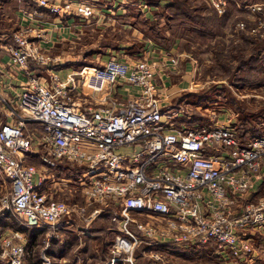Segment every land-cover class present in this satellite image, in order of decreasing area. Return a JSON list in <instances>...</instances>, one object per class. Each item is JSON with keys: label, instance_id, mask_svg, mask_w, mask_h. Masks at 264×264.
<instances>
[{"label": "built area", "instance_id": "2783aa9c", "mask_svg": "<svg viewBox=\"0 0 264 264\" xmlns=\"http://www.w3.org/2000/svg\"><path fill=\"white\" fill-rule=\"evenodd\" d=\"M27 2L40 8L27 11L33 18L43 11L81 20L97 13L93 0ZM205 2L218 15L230 2L249 9L251 24L238 20L235 31L264 38V1ZM36 27L14 29L5 48L11 64L26 68L29 61L59 59L41 47L44 35ZM166 64L111 56L66 75L47 70V85L28 71L18 91L0 93V173L9 182L0 212L9 210L19 226L47 227L48 239L61 222L88 224L107 210L116 231L105 264L132 262L143 242H213L225 255L247 254L242 233L264 226V135L243 138L234 126L179 122V110L159 99V67ZM122 86L135 91L120 93ZM68 185L81 202L53 195ZM25 255L22 230L0 234L3 264H23ZM148 257L172 264L155 249ZM50 263L41 255L40 264Z\"/></svg>", "mask_w": 264, "mask_h": 264}, {"label": "rangeland", "instance_id": "374dc122", "mask_svg": "<svg viewBox=\"0 0 264 264\" xmlns=\"http://www.w3.org/2000/svg\"><path fill=\"white\" fill-rule=\"evenodd\" d=\"M13 1L7 2L12 9L17 8L19 3L18 7H22V0ZM131 1L133 0H113L111 3L105 0L94 1L97 13L86 20L73 16L72 21L67 23L62 19L59 23L57 20L53 22L51 17L38 18L41 22L46 19V22L38 24L48 28L45 31L49 37L41 42V47L51 57L59 59L52 64H36L35 74L42 76L41 74H47V70H52L66 75L71 71H79L84 65L101 64L111 56L121 59L162 57L168 68L165 65L159 67L162 74L159 78V99L174 110H179V122L185 125L238 126L241 134L247 138L264 135V40H260L261 44L256 49L233 47L244 36H250L245 32L235 31V24L238 20H244L250 25V17L253 15L251 11L242 7L234 9L230 2L225 10L226 12L229 8L226 13L228 15L220 17L222 14L215 15L205 0H162L161 3L148 0V4L144 0L134 2L136 4H130ZM118 2H125L130 7L127 12L131 14L113 15L116 13L110 11L109 19L105 17L107 11L103 8ZM172 2L179 3L185 10L187 5H192L193 7L189 6L192 13L179 9L175 18L171 7H168ZM163 4L166 5L162 6ZM26 6L32 10H40L34 4ZM154 6L157 9L154 8L153 11L150 8ZM139 9L143 10V15L139 14ZM207 11L211 13V16L208 14L209 19L205 17ZM169 14L172 15L168 19ZM9 16L10 27H15L14 15ZM1 25L3 27L2 22ZM169 37L175 40L171 48L166 47L170 45ZM147 38L151 41L147 48L150 43L153 44L149 55L142 48ZM157 46L161 47V51H158ZM41 81L46 85L48 83L46 80ZM25 158L38 165L32 156L27 155ZM0 176L6 180L1 173ZM7 186L0 187V195L7 192ZM53 195L81 202L79 193L70 185L62 192H53ZM8 211L4 214L16 223ZM102 215L108 217L109 213L102 210L83 230L84 239L89 245L97 242L94 240L95 235L100 233H94V230L99 227L97 219ZM78 224L81 222L78 221ZM101 237L103 240L100 245L107 247L112 235L101 232ZM46 241L49 242V238L45 236L42 247ZM197 247L199 248L194 253L201 251L202 246ZM152 248L158 249L159 246L153 245ZM43 254L40 253L39 264ZM197 260L189 256L188 260H181L180 264H204ZM0 264L3 262L0 261ZM209 264L217 263L211 261Z\"/></svg>", "mask_w": 264, "mask_h": 264}, {"label": "crops", "instance_id": "0c3cea01", "mask_svg": "<svg viewBox=\"0 0 264 264\" xmlns=\"http://www.w3.org/2000/svg\"><path fill=\"white\" fill-rule=\"evenodd\" d=\"M9 1L13 0H0V93L3 95H7V91L11 90V88L18 91L20 89L19 83L23 82L27 78V75L25 73L29 71L35 74L34 71L37 66L31 61L28 62L26 68L19 67L10 63V58L8 53L5 51V48L7 45L13 43L11 34L16 26H20L23 23L37 25L38 27L36 28H40L42 35H44L43 40L40 41L42 42L45 39L47 40L49 38L46 36L48 32L46 33L45 31L48 28L45 29V27H41L40 24H38V22H41L40 20H38V18L51 17L53 22L57 20V22L59 23L62 21V19H64L68 23V21H72L71 18L75 16L73 15L59 18L58 16L55 17L54 14L45 13V11H43L44 16L33 18L31 15L26 14L28 10H32V8H30V10L26 5H33L27 2L28 0H22L23 4L21 8L25 6L22 10H20L21 8L18 7L20 3L18 4L17 8L15 7L14 9H12L11 5L7 3ZM93 1L99 2V0ZM136 1L138 0H133L130 4H136L134 3ZM147 1L148 0H144L146 4L149 3H147ZM157 1L160 3L162 2V0ZM249 1L263 2L264 0ZM231 4L234 6V9L239 8L233 2H231ZM164 5L166 4H163L162 6ZM129 8L130 7L125 2H118L113 4L111 7L109 6L107 8H103V10L107 11L105 17L109 19L110 16L108 15V13H111L110 11H114L116 13L113 15H125ZM154 8L157 9V6H154L150 9L154 11ZM139 11V14L143 15V10L139 9ZM135 13H138V11H135ZM9 15H14L16 22L15 27H10L11 17ZM1 22L3 23V27L1 25ZM44 22H46V19H44V21H42L41 23ZM51 25L53 24L51 23ZM124 26H127V24ZM169 40L170 45L166 47L171 48L174 46L173 44H175V40L172 38H170ZM144 42L145 43L142 48L144 52L146 51L148 54L150 53V49H153V44L150 43V47L152 48H147L149 42L151 41L149 38H147ZM158 45L160 46L159 43ZM160 48L161 47H159L158 51H161ZM149 58L155 62L164 60V58L162 57L158 59H154L151 57ZM37 74H39V72H37ZM41 75L42 76H39L41 79L48 81V73L46 75ZM126 89H129L132 92L135 91V88L132 86H122L119 88V92L125 93ZM6 184L8 185L7 188H9V182L7 181V179L3 180V178L0 176V187H2V185L6 187ZM64 190H66V188H63V191ZM67 200L73 201L72 199H69V197ZM100 217L101 218L97 219V221H99V223L97 224L99 227L94 230V233L99 232L100 234L95 235L94 240L97 242L92 245H89V243L85 241L83 230L90 224L91 221H93V219L88 224H85L80 219H70L69 221H67V223L61 222V225L56 228L57 235H51L49 237L48 246L46 248L45 246L42 247V245L45 239L44 235L46 231L49 230L47 227L28 228L19 225L17 226V222L14 223L9 219V217L4 214V212H0V234L8 233L10 230L15 228H20V230H22L24 234V244L26 250L23 264H39L40 253L48 255L51 264H105L111 257V253L109 251L110 244L107 247L100 245L101 241L103 240L101 237V232L105 233L106 235H112L113 238L114 232L116 231V224L110 221L109 216L105 217L102 215ZM78 221L81 222L80 225L78 224ZM242 235L248 239L250 251L247 254H240L238 256L227 254L225 255L224 252H220V250L218 251L216 244L213 242L205 243L204 245L206 246H204L202 243H198L193 244L190 247L174 246L167 242L154 245L159 246V248L155 250L161 252L162 256L172 264H180L181 260H188L189 256L193 259H198V262H204V264H209V262L211 261L217 264H264V226L260 228H248L245 232L242 233ZM39 245L41 246L40 248ZM197 246H202L201 251H199V253H194V251L199 248ZM150 250H153L152 245L143 242L137 249L134 250L132 262L116 260L113 262V264H154V262H152L148 257V253Z\"/></svg>", "mask_w": 264, "mask_h": 264}, {"label": "trees", "instance_id": "16d2710c", "mask_svg": "<svg viewBox=\"0 0 264 264\" xmlns=\"http://www.w3.org/2000/svg\"><path fill=\"white\" fill-rule=\"evenodd\" d=\"M208 5V4H207ZM189 6H191V7H193L192 5H187L186 6V10L184 9V8H181V5L179 4V3H175V2H172L168 7H171V9H172V14L174 13V15H175V18H177V16H178V11H179V9H183V10H185L187 13L190 11L191 13H192V10L189 8ZM210 8V10H212L213 12H214V14L215 15H218L217 13H216V11L214 10V8L213 7H211L210 5H208ZM166 7V6H165ZM229 11V8H228V10L225 12V13H223L222 15H220V17L221 16H223V17H225V16H227L228 14H226L227 12ZM198 13V12H197ZM129 14H131V12H127L125 15H129ZM171 14V15H172ZM208 14L211 16V13L209 12V11H207V13L205 14V17L206 18H208L209 19V16H208ZM170 14L168 15V19L170 18V16H171ZM186 17L188 18V15H186ZM222 20H223V18H222ZM169 21V20H168ZM167 28H162V30H166ZM171 32L173 33L174 31H172L171 30ZM173 37V36H172ZM172 37H169L168 39H170V38H172ZM158 39V38H157ZM260 40H264V38H256V37H253V36H244V39L242 40V41H239L238 43H236L235 44V46H233L234 48H238V49H246V50H248V49H256L257 48V46L259 45V44H261L260 42ZM248 78V77H247ZM236 127V130H237V132H238V134H239V136L240 137H243V138H247L246 136H243L242 134H241V132L239 131V128H238V126H235Z\"/></svg>", "mask_w": 264, "mask_h": 264}]
</instances>
